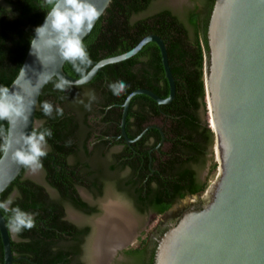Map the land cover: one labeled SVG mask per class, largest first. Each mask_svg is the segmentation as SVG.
Instances as JSON below:
<instances>
[{"label": "trees", "instance_id": "16d2710c", "mask_svg": "<svg viewBox=\"0 0 264 264\" xmlns=\"http://www.w3.org/2000/svg\"><path fill=\"white\" fill-rule=\"evenodd\" d=\"M152 1L154 0H110L91 33L84 38V43L93 61L92 66L102 58L129 50L149 33L160 36L166 45L168 63L175 83L174 98L167 104H158L145 94H136L130 101L125 122L126 134L133 139L146 124L154 123L155 118L161 119L160 127L166 147L164 150L154 149L160 140V132L156 128H149L141 139L130 144L121 136L124 143L120 152L121 168L129 166L131 170L125 184L120 185L118 182L117 185L132 200L138 211L151 208L157 213H163L177 200L188 194H201L209 185L208 177L204 180L198 178V170L205 165L207 150L213 145V133L208 122L202 120L200 115V109L205 112L203 61L213 2L208 5L204 17L195 8L193 11H186L184 20L167 9L133 19L146 10ZM48 10L44 0H3V4L0 3V85L9 86L17 75L35 28L40 25ZM63 70L69 76L80 77L71 63L64 62ZM56 80L53 77V82L44 85L38 98V104L43 101L53 104V116H45L39 107L35 111L36 119L45 120L35 130H52L53 136L46 139L54 147L55 153L69 144L71 122L84 120L88 110L85 107L89 103L88 93L94 92L96 96L91 104L102 106L101 111L109 106L107 114L116 116L118 121L122 103L132 90L142 87L161 97L168 94L159 48L152 41L128 59L103 66L83 85H73L61 92L54 90ZM120 80L129 87L117 97L109 90L108 84ZM55 102L63 110L67 108L70 115L63 112V116H57ZM0 126L6 127L7 124L0 121ZM116 128L119 130L118 126ZM148 138H153L151 145L145 143ZM66 154L64 152L54 164L50 163V158L42 159L43 166L48 170L51 183L60 190L62 199L83 206L79 199L70 194L69 187L63 186L69 176L66 172ZM55 164L60 166L59 170ZM216 165L212 160L210 172L215 170ZM24 169L23 167L0 193L2 202L13 189H17L19 195L10 208L19 206L24 211L39 213L32 229L18 233L21 240H10L12 252L21 256L14 264H71L69 253L76 254L77 250L73 245H68L63 236L68 227L59 217L63 200H53L42 187L28 180H21ZM0 212L9 225L10 213L3 210ZM144 249L145 239L140 241L139 247L129 249L126 253L135 257L138 264H152L155 248L147 261L143 262Z\"/></svg>", "mask_w": 264, "mask_h": 264}, {"label": "water", "instance_id": "95a60500", "mask_svg": "<svg viewBox=\"0 0 264 264\" xmlns=\"http://www.w3.org/2000/svg\"><path fill=\"white\" fill-rule=\"evenodd\" d=\"M92 2L103 13L110 0ZM45 17L39 26L43 25ZM206 38L203 61L205 116L213 133L211 147L217 172L203 195L207 199L205 197L200 205L184 210L156 239L152 264H264V0H214ZM151 41L159 48L168 94L161 97L141 87L125 97L119 126L126 142L132 141L126 134L125 122L134 95L145 94L158 104H167L174 98V77L163 39L149 33L129 50L102 58L89 69L92 73L90 81L103 66L128 59ZM30 48L29 44L20 68L27 65L26 79L33 86L44 72L53 74L56 79L58 73L73 85L79 81L80 77L64 72L63 61L44 65L37 56L30 54ZM20 70L9 85L12 91L16 90L11 85ZM43 87L35 97L37 104ZM36 108L33 106L27 126L20 129L26 135L31 134L37 122ZM149 128L160 132L157 148L163 143L164 133L154 123L145 125L134 139L141 138ZM22 168L10 155L0 154V193ZM111 200L108 198L107 201ZM104 211L103 205L100 217ZM128 211L135 216L134 212ZM96 235L97 228L89 264H93ZM10 240V229L0 212L2 264H12ZM132 241L117 246L111 258Z\"/></svg>", "mask_w": 264, "mask_h": 264}, {"label": "flooded vegetation", "instance_id": "af4514ba", "mask_svg": "<svg viewBox=\"0 0 264 264\" xmlns=\"http://www.w3.org/2000/svg\"><path fill=\"white\" fill-rule=\"evenodd\" d=\"M164 1L165 2H163L162 6L156 8V11L167 9L176 16H178L180 11H193L196 8L195 11H199L201 17H204L208 5L211 2L214 3V0H178L177 3L172 2V0ZM0 3L3 4V0H0ZM55 106L60 107L57 102H55ZM108 108L109 106L101 111L102 106L97 103H92L91 109L87 110L83 121L77 122L73 120L71 122L69 130L71 132L69 136L70 145L65 144L63 148L59 149L61 151H57V153H55L54 147L47 141V155L42 158H50V163L54 164L56 160H59L60 156L64 155V152L67 153L65 155V164L68 166L66 168V172L69 176L68 179L64 181L66 185L63 184V186H68L70 194L74 198L79 199L84 204L83 206H77L69 200L62 199L60 190L51 183V178L48 177V170H46L44 166L35 172L25 168L20 178L21 180H28L35 185L42 187L43 191L49 198L53 200H63L61 203L62 209L61 212H59V217L67 223L68 227L66 229L67 232L62 234L65 236L66 243L68 245H73L77 250L76 254L69 253L71 264H89L90 254L92 256V240L95 234V228H97L98 225L97 221L105 216L107 211L106 205L110 202L118 203L127 211L129 209L134 212L135 216L128 211L135 218V225L129 240L126 241H132L133 236L134 238L132 243L117 250L111 260L109 256V264H138L135 261V257L128 255L126 251L139 247L140 241L144 239L145 249L142 253V260L143 262L147 261L152 249L155 248L156 239L162 234V231L169 227L170 224L174 223L184 211H176L173 214L170 210L179 200H177L167 211L163 213H157L151 208H147L145 211H138L126 193L119 190L117 187L118 182H120V185L125 184V181L128 180L127 177L131 168L129 166L121 168L122 159L120 157V152L124 147V143L121 140L122 135L120 133L119 126L120 119L118 121L116 116L108 115ZM63 112L70 115L67 108L63 110ZM107 115L108 117L105 119ZM44 122L45 120H40V125ZM155 125L160 127L158 124ZM117 126L119 130H117ZM65 131H67L66 128ZM134 138L130 142H125L130 144L131 142L141 139L139 138L135 140ZM145 143L146 145H151L153 143V138H148ZM157 144L154 146V149L158 151V149L161 148V145L156 148ZM150 161L151 156L149 157V167ZM57 164H59V162ZM56 166L57 169L60 168L59 165ZM198 178L202 179L200 175H198ZM70 184L71 187L69 186ZM18 195V190L13 189L7 199L11 197L13 201ZM196 195L199 196L198 194ZM108 198H112L114 201L111 200L108 202ZM200 204L201 199L198 197L193 205L198 206ZM103 205L105 211L100 217L103 212ZM163 214H166L167 216L164 219H158L155 228L149 236L142 237L139 233L141 228L152 217L161 216ZM8 227L10 229L9 225ZM10 236L13 241H19L22 239L18 233L12 232L11 229ZM12 257V264L21 259V256H16V252H12Z\"/></svg>", "mask_w": 264, "mask_h": 264}, {"label": "clouds", "instance_id": "9594fccd", "mask_svg": "<svg viewBox=\"0 0 264 264\" xmlns=\"http://www.w3.org/2000/svg\"><path fill=\"white\" fill-rule=\"evenodd\" d=\"M49 10L45 22L35 28V36L30 41V54L35 55L45 65L58 61L71 63L74 71L80 76L75 81V86L89 81L92 73L89 68L93 61L87 51L84 38L91 33L95 22L101 16L92 0H44ZM27 65L21 67L20 73L12 83L15 91L9 86L0 85V121L7 126H0V153L26 169L35 172L43 168L42 158L47 155L48 142L46 138L53 136L50 128L35 130L30 135L20 131L26 127L33 106L39 107L43 114L53 116L54 106L48 101L37 104L35 97L40 89L53 82V74L42 73L35 86L26 79ZM58 79L54 82V90L64 92L73 87V83L56 73ZM129 87L124 81H116L108 84L109 90L115 96H120ZM89 103L85 104L91 109V102L96 99L94 92L88 93ZM83 103V100L80 101ZM57 116H63V109L55 107ZM11 197L0 202V210L10 213L9 226L12 232L20 233L22 230H30L35 226V217L38 212H27L19 206L11 207Z\"/></svg>", "mask_w": 264, "mask_h": 264}, {"label": "bare ground", "instance_id": "6f19581e", "mask_svg": "<svg viewBox=\"0 0 264 264\" xmlns=\"http://www.w3.org/2000/svg\"><path fill=\"white\" fill-rule=\"evenodd\" d=\"M106 207L105 216L97 221L93 264H107L113 250L129 240L135 225V218L122 205L110 202Z\"/></svg>", "mask_w": 264, "mask_h": 264}, {"label": "rangeland", "instance_id": "374dc122", "mask_svg": "<svg viewBox=\"0 0 264 264\" xmlns=\"http://www.w3.org/2000/svg\"><path fill=\"white\" fill-rule=\"evenodd\" d=\"M178 0H172V2L174 3H177ZM163 2H165L164 0H156V1H153L149 7L144 10L143 12L139 13L138 15H135L133 17V19L135 18H140V17H145V16H148L150 14H153L154 12H156V8L157 7H160L163 5ZM182 12V13H181ZM185 13L186 11H180L178 13V16L180 19L184 20L185 18ZM190 32H191V29H190ZM200 115L202 117V120H206V116H205V112L203 109H200ZM37 122L35 124V127L34 128H37L39 127L40 125V120L36 119ZM207 121V120H206ZM153 122L158 124L159 126H161V119L159 118H155L153 119ZM166 147V144L163 142L161 144V149H165ZM212 160H213V155H212V147L210 146L207 150V154H206V162H205V165L202 167V168H199L198 170V173L199 175L201 176L202 180H204L206 177H208L209 179V184L211 182L214 181L215 179V176H216V168L215 170H213L212 172H210V166H211V163H212ZM208 187V186H207ZM206 190V189H205ZM205 194V191L201 194H198L199 196H197L196 194L191 196V197H184L183 199H180L179 201H177L173 206L172 208L170 209L171 212H176V211H180V210H186L187 208L191 207V206H194L193 203L196 201V199L199 197L201 199V203L204 202L205 200H203L205 197V199H207V196H203ZM203 196V198H202ZM13 197V196H12ZM169 210V211H170ZM167 215L166 214H163L161 216H154L152 217L140 230V235L142 237H146V236H149V234L153 231V229L155 228V225L157 224L158 222V219H164Z\"/></svg>", "mask_w": 264, "mask_h": 264}]
</instances>
